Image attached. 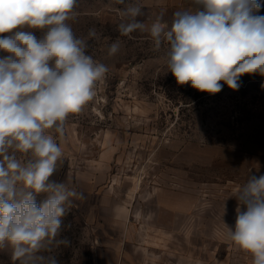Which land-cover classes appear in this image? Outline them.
<instances>
[{
	"label": "rangeland",
	"instance_id": "1",
	"mask_svg": "<svg viewBox=\"0 0 264 264\" xmlns=\"http://www.w3.org/2000/svg\"><path fill=\"white\" fill-rule=\"evenodd\" d=\"M133 4L150 26L162 12L170 24L189 0H76L68 23L109 72L63 136L49 130L63 149L52 179L84 199L63 218L70 245L44 254L60 264H252L226 240L224 223L235 226L238 187L264 174V76H241L237 90L221 81L216 94L177 84L166 46L155 50L146 31L119 32ZM0 264H19L10 247Z\"/></svg>",
	"mask_w": 264,
	"mask_h": 264
},
{
	"label": "clouds",
	"instance_id": "2",
	"mask_svg": "<svg viewBox=\"0 0 264 264\" xmlns=\"http://www.w3.org/2000/svg\"><path fill=\"white\" fill-rule=\"evenodd\" d=\"M75 6L76 0H0V249L10 247L19 264H60L44 253L70 245L61 236L63 218L74 200L84 199L52 179L63 149L49 131L63 136L69 116L95 97L109 72L68 23L76 19ZM260 8L258 0H189L170 24L162 12L149 26L133 4L123 10L118 30L148 32L155 50L166 46L177 84L216 94L221 81L237 90L241 76H264ZM96 35L89 30V38ZM119 49L113 42L108 54ZM234 197L235 226L224 223L226 240L249 253L252 264H264V174H249Z\"/></svg>",
	"mask_w": 264,
	"mask_h": 264
},
{
	"label": "trees",
	"instance_id": "3",
	"mask_svg": "<svg viewBox=\"0 0 264 264\" xmlns=\"http://www.w3.org/2000/svg\"><path fill=\"white\" fill-rule=\"evenodd\" d=\"M240 81V80H239Z\"/></svg>",
	"mask_w": 264,
	"mask_h": 264
}]
</instances>
